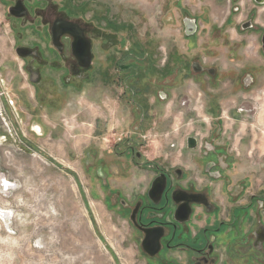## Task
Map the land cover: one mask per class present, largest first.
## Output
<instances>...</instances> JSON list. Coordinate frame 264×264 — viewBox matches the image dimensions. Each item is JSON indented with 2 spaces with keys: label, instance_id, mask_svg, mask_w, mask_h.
I'll use <instances>...</instances> for the list:
<instances>
[{
  "label": "rangeland",
  "instance_id": "1",
  "mask_svg": "<svg viewBox=\"0 0 264 264\" xmlns=\"http://www.w3.org/2000/svg\"><path fill=\"white\" fill-rule=\"evenodd\" d=\"M54 1L90 26L104 46L97 51L100 69L113 74L112 104L98 108L101 119L96 112L82 117L78 109L67 115L70 101L91 110L83 106L80 90L60 107L39 106L14 52L8 4L0 0V264H155L120 204L146 194L157 174L148 164L171 171L195 154L199 158L202 149L190 148L188 138L222 114L227 134L218 140L228 142L232 152L238 149L239 157L257 151L264 70L257 80L256 34L237 33L235 25L237 18H247L251 1L216 2L219 13L232 9L230 38H224L218 59H207L221 79L206 83L189 74L196 49L180 54L188 38L179 21L185 9L212 10L207 0ZM255 10L250 15L257 19ZM240 39L236 56L233 46ZM212 100L222 106H207ZM104 111L110 115L104 117ZM247 174L252 183L246 194L257 193V171H240L235 179Z\"/></svg>",
  "mask_w": 264,
  "mask_h": 264
},
{
  "label": "flooded vegetation",
  "instance_id": "2",
  "mask_svg": "<svg viewBox=\"0 0 264 264\" xmlns=\"http://www.w3.org/2000/svg\"><path fill=\"white\" fill-rule=\"evenodd\" d=\"M5 1L14 32V52L23 60V68L28 78L34 80L30 83L41 104L50 109L60 107L72 92L98 83L100 68L104 64L97 49L101 50L104 46L101 48L96 43V34H93L95 37L92 35L90 26L54 0ZM207 1L205 4L213 9L215 1L221 0ZM226 1L230 3L234 0ZM250 1L248 5L251 9L245 15L247 18L236 24V32L245 30L256 34L258 80L261 70H264L260 57L264 55V14L262 16L259 13L260 10L264 12V0ZM177 2L180 3L179 0ZM256 8L257 19L250 15L251 12H256ZM205 11L197 8L185 9V17L179 21L183 26L184 36L188 38V48L180 54H188L196 49L195 60L189 61L193 69L189 74L201 78L202 83L221 79L222 75L207 59L210 55L213 58L220 57L224 52V38H230V32H224L221 28H214L209 37L205 35L206 31H203L201 26L202 22L210 21V10ZM225 12L227 16L224 18V24L228 27L232 21L229 14L233 12L228 7L219 14ZM59 21H62L63 25H59ZM64 22L78 25L84 33L90 43L89 62L85 59L84 47L74 50L73 44L76 40L69 30L76 29L65 25ZM54 28L57 31L63 30L57 40L53 37ZM198 36L201 39L199 46L196 45ZM97 37L101 40L100 35ZM242 42L240 39L233 46L237 50L236 56L241 53ZM18 49L25 55L21 56ZM202 54L206 57L203 61L200 57ZM199 57L200 59H197ZM85 62L89 65H83ZM180 63L187 62L183 59ZM247 78L244 80L247 81ZM260 100L257 99L255 154L244 152V157H239L241 152L239 153L238 149L232 152L228 142L218 140L227 134L223 114L217 115V118L211 117L209 128L199 127L191 136L196 139V146L191 148H200L203 151L199 158L195 154L189 158L190 162L176 166L171 171L148 164L157 170V174L149 182L146 194L134 199L120 200L123 213L128 216L140 240L142 251L149 256L150 261H155V264H264V103ZM212 101H207V106L215 103L222 106L221 102L217 104ZM243 108H239L240 111H243ZM213 123H216L215 126ZM120 137L122 140V136ZM249 154L251 157H245ZM140 155L136 152V157L139 158ZM102 168L105 166L102 165ZM243 170L257 171V193L246 194L252 183L249 179L252 174L242 176V181L235 179ZM191 173L193 177H189ZM163 174V193L150 194L152 182ZM197 175H201L202 179ZM219 180H222V185ZM223 192H226V195L222 194ZM244 199L247 201L244 202ZM156 234L158 239L155 241ZM146 239L151 245H144ZM176 253L182 257L176 256Z\"/></svg>",
  "mask_w": 264,
  "mask_h": 264
},
{
  "label": "crops",
  "instance_id": "3",
  "mask_svg": "<svg viewBox=\"0 0 264 264\" xmlns=\"http://www.w3.org/2000/svg\"><path fill=\"white\" fill-rule=\"evenodd\" d=\"M245 1H248V0H245ZM214 4H216V1ZM215 6L213 7L212 10L209 11L210 12V14H209L210 21L207 23L202 22L201 27H202L203 31H205L204 29H206L205 35H207V37H209V35L211 34V32L213 31L214 28H221L224 32H230L229 29H230L231 25H229L227 27V25L224 24V18H225V16H227L226 12L224 14L223 13L219 14L217 9H215ZM240 21H241V19L237 18L235 20V25ZM233 32L236 33L235 31H233ZM200 43H201V39H200V36H198L196 45L199 46ZM215 58L217 59L218 57H215ZM110 71L111 70H100V75H99L100 78L97 81L98 83L95 86H88V87H85L84 89H82V94H83V100L82 101L84 102L83 106H85V109L87 107L91 110H88V109L80 110L78 104H75V103L70 101L67 103V108L65 111L67 113V115L68 114H70V115L76 114L79 111L80 114H78V115H81L82 117L83 116L88 117V115L90 116L91 112H93V113L96 112V117H97V115H100V116H98L100 119L103 117L101 113L99 114L98 108L103 109V106L107 107V106H111V104H112L111 99H110L111 95L109 92L113 90L112 89L113 74H110ZM40 105H41V107L45 106V104H41L39 102V106ZM77 109H78V111H77ZM109 115H110V113L108 114V112L104 111V117L105 116L107 117ZM98 117H97V119H98ZM50 125L52 127H54V125L52 123H50ZM54 129H55V127H54ZM66 140H68V138H66V136L63 137V141H66Z\"/></svg>",
  "mask_w": 264,
  "mask_h": 264
},
{
  "label": "water",
  "instance_id": "4",
  "mask_svg": "<svg viewBox=\"0 0 264 264\" xmlns=\"http://www.w3.org/2000/svg\"><path fill=\"white\" fill-rule=\"evenodd\" d=\"M257 1V0H256ZM10 10H12V8H10ZM60 23H58L59 25H63V22L62 21H59ZM65 25H70L71 27L75 28L76 31H73L71 28L69 30V32L71 34H73L75 36V42L73 44L74 46V50L77 51L79 48L81 47H84L85 49V59L87 60V62H89V60L91 59V50H90V43L89 41L86 39V37L84 36V33L82 32V30L78 27V25L76 24H72V23H66L64 22ZM56 26V25H55ZM57 27V26H56ZM63 33V30H56L54 28V39L57 40L61 34ZM188 34H191V32H188ZM20 50L18 49V52ZM19 54L21 56H24L25 54L24 53H21L19 52ZM85 62L83 65L85 66H88L89 63ZM33 80V79H32ZM34 81V80H33ZM195 138L193 137H190L189 138V147H195L196 146V143H195ZM152 187L150 189V194H157V195H161L164 191V188H165V175H161L159 177H157L154 182H152ZM158 234H156L154 237H155V241L156 239H158ZM147 243L150 244V241L146 239V244L144 243V245H147ZM151 245V244H150ZM153 254V252H152Z\"/></svg>",
  "mask_w": 264,
  "mask_h": 264
},
{
  "label": "trees",
  "instance_id": "5",
  "mask_svg": "<svg viewBox=\"0 0 264 264\" xmlns=\"http://www.w3.org/2000/svg\"><path fill=\"white\" fill-rule=\"evenodd\" d=\"M128 68H133V65H131V66H130V65H127V66L125 67V69H128ZM125 77L130 78V76H128V74H127V75L125 74Z\"/></svg>",
  "mask_w": 264,
  "mask_h": 264
},
{
  "label": "bare ground",
  "instance_id": "6",
  "mask_svg": "<svg viewBox=\"0 0 264 264\" xmlns=\"http://www.w3.org/2000/svg\"><path fill=\"white\" fill-rule=\"evenodd\" d=\"M4 181V180H3ZM11 182V181H10ZM4 183V182H3ZM14 184V183H13ZM3 185V184H2ZM3 214V213H2Z\"/></svg>",
  "mask_w": 264,
  "mask_h": 264
},
{
  "label": "built area",
  "instance_id": "7",
  "mask_svg": "<svg viewBox=\"0 0 264 264\" xmlns=\"http://www.w3.org/2000/svg\"><path fill=\"white\" fill-rule=\"evenodd\" d=\"M121 137H119L118 139L120 140Z\"/></svg>",
  "mask_w": 264,
  "mask_h": 264
}]
</instances>
